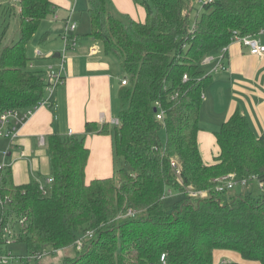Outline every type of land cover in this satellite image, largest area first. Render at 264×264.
Here are the masks:
<instances>
[{
	"label": "trees",
	"instance_id": "1",
	"mask_svg": "<svg viewBox=\"0 0 264 264\" xmlns=\"http://www.w3.org/2000/svg\"><path fill=\"white\" fill-rule=\"evenodd\" d=\"M132 1L144 9V22L118 13L110 0H87V36L118 64L121 82L127 81L117 94L118 125L90 122L82 137L48 135L46 196L40 183L16 185L12 169L0 167V198L7 200L0 245L1 229L10 224L36 260L47 248H72L75 256L63 264H160L162 255L167 264H214V252L223 250L264 264V134L256 137L236 109L215 133L219 154L212 165L204 164L197 143L202 96L214 78L202 69L203 60L222 54L235 36L264 33V0H210L192 26L190 0ZM18 7V38L0 48V117L39 108L47 97L48 84L33 70L28 45L54 6L19 0ZM48 37L45 32L38 42ZM159 111L162 120L156 119ZM87 135L110 137L112 177L86 183ZM243 179L256 180L262 193L216 190V180ZM173 191L182 197L169 210L164 203ZM22 218L24 228L18 227ZM87 232L92 237L78 251L75 242Z\"/></svg>",
	"mask_w": 264,
	"mask_h": 264
},
{
	"label": "crops",
	"instance_id": "2",
	"mask_svg": "<svg viewBox=\"0 0 264 264\" xmlns=\"http://www.w3.org/2000/svg\"><path fill=\"white\" fill-rule=\"evenodd\" d=\"M3 1L0 0V6L4 4ZM49 1L54 6V13L49 20L42 22L47 23L43 33L49 34L46 41L50 47L47 56L51 57L46 58L50 60L55 54H60L59 47L52 44L51 40L53 35H57L62 43L61 37L67 23L75 24L73 35L76 38V48L65 56L61 72L64 82L51 94L47 93V103L18 127L15 137L9 138L10 143L7 140L4 144L0 142L5 149H9L7 156H11V162L3 160L2 164L11 165L16 185L33 180L41 183L39 180L43 179L42 174H45L44 177L50 175L45 145L48 135L82 137L86 123L112 124L117 120L120 110L117 99L122 80L120 69L114 60L103 55L101 45L87 36L90 30L87 0ZM110 1L118 13L137 22H144V9L132 0ZM12 2L16 3L14 0L7 2V11L14 9L19 12L18 3L12 5ZM189 6L193 8L197 4L193 5L190 0ZM53 15L56 16L55 20ZM257 40L264 45V33L258 35ZM226 55V70L212 74L213 82L204 94L200 110L197 143L206 165H212L219 154L215 133L236 109L246 117L256 137L264 134V54L252 55L247 48L233 43L227 48ZM38 63L40 64H32V68L40 72L44 64ZM60 63L61 61L56 64L57 67ZM213 65H203L202 69L209 74ZM46 83L48 84V78ZM85 144L90 149L85 171L86 183L112 177L114 158L110 137L87 135ZM217 252L223 251L214 252V264H255L242 259L240 262L236 261L231 253L226 254L228 257L221 255L219 262L215 263Z\"/></svg>",
	"mask_w": 264,
	"mask_h": 264
},
{
	"label": "rangeland",
	"instance_id": "3",
	"mask_svg": "<svg viewBox=\"0 0 264 264\" xmlns=\"http://www.w3.org/2000/svg\"><path fill=\"white\" fill-rule=\"evenodd\" d=\"M7 2L11 3V0H4L3 5L0 6V48L2 49L5 46H10L12 45L18 38V31H19V18H18V11L11 9L8 10V4ZM192 4H197L196 7H193L192 10L190 11V16H189V25L192 26L195 19L198 18L197 11L201 9L202 5L198 3L199 0H191ZM16 4L12 2V5ZM11 5V4H10ZM18 9V8H16ZM51 17V16H50ZM50 17L47 18V20L50 19ZM55 15H53V19L55 20ZM46 20V21H47ZM47 23L41 24L38 32L33 36L32 40L30 41L28 45V55L32 59V64L34 65H39L42 62L44 64V68L41 69L39 73L40 77L47 81L46 73L47 69L49 67L56 68L58 63L61 61L60 59H53L51 58L48 60L46 56L48 55V49L50 48L47 42L40 44L39 37L41 34L46 30V25ZM51 43L54 44L55 46L59 47L60 52L62 51L63 45L59 41L58 36H52ZM47 46V47H46ZM61 47V49H60ZM39 52L41 54L40 57L36 56V53ZM57 64V65H56ZM9 138H0L1 144H4V142L7 140L8 143H10ZM160 140L162 143L165 142V134L164 131H160ZM3 146V149H2ZM9 152V149H5L4 145H0V167H2L4 164H2V161L5 160L6 163L11 162V156H7V153ZM11 168V165H6ZM128 168V167H127ZM45 174H42L43 179L40 178V185L46 186L47 181L50 177V175L47 177ZM261 185L256 181L252 180L249 183H247L246 188L242 187L240 184L235 186L234 189L232 190V195H239L241 193L245 194H250L253 197H258L262 192ZM172 195L169 196L165 200V207L168 208L169 210L172 209L174 206L175 202L180 199L182 196L173 191L171 193ZM227 197L225 195L222 196V201H226ZM2 213V205L0 204V217ZM10 225V224H9ZM17 232V228L15 229ZM6 241L8 243H3L0 245V254L7 256V263L6 264H63L65 258H70L75 256V251L72 248L65 249V250H59V251H52L51 249L47 248L45 254L38 260L36 259H31L30 255L27 251L26 246L23 243H20L17 241V239L13 237H7ZM220 251V250H219ZM223 251V250H221ZM227 253L233 254L235 257L236 261L239 260L240 262V256L232 251H223V252H217L216 258H215V263L219 262V259L221 255L222 257H228L226 256ZM9 255V256H8Z\"/></svg>",
	"mask_w": 264,
	"mask_h": 264
},
{
	"label": "built area",
	"instance_id": "4",
	"mask_svg": "<svg viewBox=\"0 0 264 264\" xmlns=\"http://www.w3.org/2000/svg\"><path fill=\"white\" fill-rule=\"evenodd\" d=\"M14 2L18 3V0H14ZM207 2H210V0H199L198 3L201 6ZM74 30H75V24H73V23H67L66 24L64 33L61 37L63 48H62V51L60 52V57H59V59L61 60L60 66L56 67V68L49 67L47 69V78H48L47 93L48 94H51L55 88H57L58 86H60L64 82V79L62 77L61 72H62V66H63V62L65 60V56L68 52H71V51L75 50V48H76V38L73 35ZM233 43H238L242 47L247 48L249 50L250 54H252V55L260 56V55L264 54V45L260 44V42L257 40V37L240 38L238 36H235L231 44H233ZM226 51H227V48H225L223 50L222 54H219L216 57L215 56H209L203 60V63H202L203 65H209L212 63L214 64L213 69L209 74H217L218 72H222V71L226 70V67L224 65V59H223V53H225ZM36 56L40 57L41 54L39 52H37ZM46 57L50 58L51 55L46 56ZM183 80L186 81L187 76H184ZM121 85L122 86L127 85V81L123 80L121 82ZM202 99H204V96H202ZM46 103H47V100L45 99L40 104L39 107L45 105ZM156 107L158 109L160 108L158 103H156ZM37 109L38 108H34L33 110H28L24 114H19L18 112H7V113L1 115V117H0V137L14 138L16 135V132H17L16 128L18 126L22 125L23 122L26 121L34 113V111H36ZM156 119L157 120L163 119L162 111L158 112V114L156 115ZM11 124H12V127L9 128L8 126H10ZM112 124L118 125V120H114L112 122ZM170 164H171V168L174 170L175 175L179 176L180 175V169H179L177 162L175 160H172ZM50 181L51 180L48 179L47 184H49ZM216 182H218V184H219V186L216 188V190L219 192H223L225 189L231 190L238 183L241 186H245L247 183V181L244 179L238 183L233 181V180H228V181L216 180ZM40 191H41L43 196L47 195V189L45 186L40 185ZM189 195L190 196H197V195L204 196L203 194L193 193L191 191L189 192ZM5 201L7 202L6 199L2 200L0 198V204L1 205L4 204ZM25 226H26V218H22L18 223V227L24 228ZM1 231H2L1 240L3 241V243H8V241H6L7 237L15 238L17 235V232L12 230L8 224L5 227H3L1 229ZM91 237H92V234L87 232L84 238H80V239L76 240L75 246H76L77 250L80 251L83 247L82 242L85 239H89ZM6 257L7 256L0 254V264H6L7 263ZM34 257H30V258L33 259ZM37 258L39 259V257H37ZM159 262H160V264H167L166 258L164 255H162L160 257ZM222 264H231V263L223 262Z\"/></svg>",
	"mask_w": 264,
	"mask_h": 264
},
{
	"label": "water",
	"instance_id": "5",
	"mask_svg": "<svg viewBox=\"0 0 264 264\" xmlns=\"http://www.w3.org/2000/svg\"><path fill=\"white\" fill-rule=\"evenodd\" d=\"M59 57H60V54H58V53L53 56V58H55V59L59 58Z\"/></svg>",
	"mask_w": 264,
	"mask_h": 264
}]
</instances>
